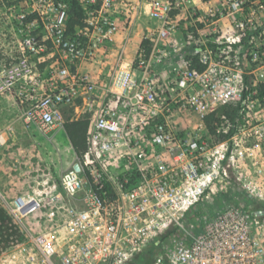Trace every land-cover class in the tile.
<instances>
[{"label":"built area","instance_id":"1","mask_svg":"<svg viewBox=\"0 0 264 264\" xmlns=\"http://www.w3.org/2000/svg\"><path fill=\"white\" fill-rule=\"evenodd\" d=\"M1 1L0 96L28 124L64 126L75 107L89 127L80 171L9 202L25 238L0 264H139L157 250L168 264H264V210L234 203L230 177L249 160L263 171L264 0H79L73 32L68 0ZM133 14L154 22L132 61L123 39L107 74L79 69ZM230 106L235 118H216Z\"/></svg>","mask_w":264,"mask_h":264},{"label":"rangeland","instance_id":"2","mask_svg":"<svg viewBox=\"0 0 264 264\" xmlns=\"http://www.w3.org/2000/svg\"><path fill=\"white\" fill-rule=\"evenodd\" d=\"M2 3L0 0V5ZM133 16L135 23L129 31L130 43L140 37L142 38L148 31L147 26L154 22L145 15L139 18L136 14ZM3 26V20L0 18V29ZM124 27L126 26L123 24L122 28L125 29ZM51 51L55 52L54 49ZM116 51L115 44H110L102 55L99 53V59L97 56L88 62L89 65L93 64L92 70L99 77L100 74H107L113 69ZM57 58H59V54L55 52L54 58L37 61L44 77H47L51 64L56 63ZM77 109L75 107L64 108L63 124L66 121L84 118L81 112H77ZM234 109L235 106L222 108L216 118L223 114L229 116L227 112H232ZM81 159L82 157H79L75 152L63 125L57 124L52 128L43 129L28 124L22 117L19 100L11 94L0 96V201L10 212L9 202L15 197L32 195L35 191L43 189L46 182L58 184L62 174L71 168L75 161ZM255 165L256 163L249 160L246 171L233 170L230 173L232 201L248 210H253V208L264 209V194L262 196L256 194L243 185L244 182L262 185L264 157L263 171H257ZM258 216L263 219L264 212ZM17 222L19 223L18 220ZM152 258L151 264H168V254L162 250L155 251Z\"/></svg>","mask_w":264,"mask_h":264},{"label":"trees","instance_id":"3","mask_svg":"<svg viewBox=\"0 0 264 264\" xmlns=\"http://www.w3.org/2000/svg\"><path fill=\"white\" fill-rule=\"evenodd\" d=\"M70 2L69 18H68V32H73L75 27L82 26L85 18V9L82 7L79 0H68ZM144 44V42H143ZM227 114L234 118L236 116V108ZM210 125V124H209ZM89 127V119L87 117L77 120H70L64 123V128L68 134L70 142L79 157H83L87 149V131ZM210 127V126H209ZM212 132L214 130H211ZM259 210L253 208L251 212ZM25 234L22 231L19 223L15 219L14 215L9 209L0 201V251L12 246L15 243L23 241ZM155 251H151L148 256L139 261V264H151L152 254Z\"/></svg>","mask_w":264,"mask_h":264},{"label":"crops","instance_id":"4","mask_svg":"<svg viewBox=\"0 0 264 264\" xmlns=\"http://www.w3.org/2000/svg\"><path fill=\"white\" fill-rule=\"evenodd\" d=\"M121 21H123V19ZM123 39H127L128 40L126 56H125L126 62L132 61V59L134 58L135 52L137 51V49H138V47L140 45V42H141V37H140V38H138L136 40H133L134 41L133 43H130L129 32L128 31L127 32L122 31L120 34H118L117 38H116V41L113 43V44H115V47H116V50H117L116 53H115V61H114V66L113 67H115V65L118 64L117 60H116V54L119 51V48H121L122 45H123ZM99 56H98V59L100 58ZM113 59H114V57H113ZM92 65L93 64L89 65L88 62H83L82 64L79 65V69L91 72L95 76H99V75L96 74V72L94 70H92L93 69ZM261 181H262V185L264 187V176H262V180Z\"/></svg>","mask_w":264,"mask_h":264},{"label":"water","instance_id":"5","mask_svg":"<svg viewBox=\"0 0 264 264\" xmlns=\"http://www.w3.org/2000/svg\"><path fill=\"white\" fill-rule=\"evenodd\" d=\"M72 167L76 170V171H80L81 170V166L79 161H75L72 165Z\"/></svg>","mask_w":264,"mask_h":264}]
</instances>
